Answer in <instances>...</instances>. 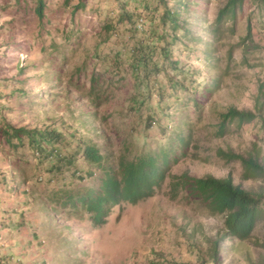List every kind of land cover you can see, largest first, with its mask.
Returning a JSON list of instances; mask_svg holds the SVG:
<instances>
[{"label": "rangeland", "instance_id": "rangeland-1", "mask_svg": "<svg viewBox=\"0 0 264 264\" xmlns=\"http://www.w3.org/2000/svg\"><path fill=\"white\" fill-rule=\"evenodd\" d=\"M43 1L39 15V0H0V264L260 262L264 247L255 242H264V221L249 239L223 238L224 216L183 197L172 199L169 183L172 174L188 171L196 177L232 174L247 189L264 186L262 178H244L240 160L217 155L222 148L248 156L257 144L264 165V128L257 121L231 122L224 135H216L221 113L231 106L253 110L260 86L264 91V7L245 0L237 19H226L224 31L215 33L227 0H195L183 14L184 29H160L166 38L155 43L175 45L167 57L155 52L161 72L145 88L142 74L133 75L128 33L115 29L124 28L115 0H86L80 9V0ZM135 6L132 0L128 9ZM105 23L115 27L108 30ZM148 26L143 19L138 37L147 39ZM174 61L200 84L198 105L189 91L169 88ZM159 87L168 88L165 100L172 102L162 131L145 126L146 106L141 116L129 108L141 90L158 110ZM205 87L210 92L204 95ZM19 127L60 132L56 144L63 157H36L26 135L20 140L4 134ZM181 134L189 139L186 154L178 151L155 196L116 206L101 224L84 205L69 203V195L95 188L102 174L84 159L85 145H96L106 163L117 166L122 154L167 147ZM63 158L72 165L61 163ZM216 238L222 241L214 263L210 248Z\"/></svg>", "mask_w": 264, "mask_h": 264}, {"label": "trees", "instance_id": "trees-1", "mask_svg": "<svg viewBox=\"0 0 264 264\" xmlns=\"http://www.w3.org/2000/svg\"><path fill=\"white\" fill-rule=\"evenodd\" d=\"M115 1L120 5L117 23H123L124 28L120 29L110 23H105V26L108 30L115 27L117 31H122L123 34L125 32L128 33L129 42L131 43L130 53L133 75L138 78L142 74L143 82L146 83L145 88H150L149 85L152 86V82L150 84L152 77L161 72V66L154 59L155 52L158 50L159 56L167 57L170 54L171 47L175 45L174 40H166L159 46L155 43L157 39H163L164 41L166 38L164 32H159L160 29L165 31L166 28H169L172 33L184 29L183 14L190 10L191 3L195 0H174V6L169 4V0H133L137 3L133 10L128 9V5L132 0ZM257 1L260 7H264V0ZM244 2L245 0H227L226 4L218 12L214 27L215 33L224 31L222 27L226 19H237V9ZM44 6V1L39 0L37 6L39 15L42 14ZM85 6L86 0H80L76 8L80 9ZM140 17L150 23L148 29L145 30L148 33V40L143 39L141 36L138 37L140 31L138 19ZM249 29L250 26L248 25ZM174 39H176L175 35ZM168 82L169 88L174 92L179 89L189 91L196 105L199 104L196 98L198 92H200V84L196 82V78L189 70L188 72L183 70L178 61L173 62V74L168 77ZM188 82H191V85ZM137 85L141 89L140 80ZM140 91L132 97L129 108L141 116L143 115L141 111L146 106L148 113L144 118L145 126L152 128L156 125L160 129L163 117H168L172 107V102L168 103L165 100L168 88L159 87L157 89L159 92L158 110L154 109L152 103L147 101L146 97L140 94ZM149 91L151 92L152 90ZM204 91L205 95L206 91L210 92V88L205 87ZM200 93L203 94V90ZM263 108L264 91L262 85L256 96L253 110L231 106L226 112L220 114V123L216 135H224L231 122H237L238 125H242L257 121L264 128ZM160 130L162 131V129ZM4 134L8 139L18 137L20 140L23 139V135H26L30 143L36 147L35 152L43 156L54 154L58 159L63 157L61 148L56 144V142L61 141L62 136L57 130L19 127L13 128L11 133L9 130H5ZM43 141L50 144L49 149L46 146L42 147ZM188 144L189 139H186L181 134L176 141L171 142L167 147L163 145L158 149L143 150L134 154L133 157L122 154L116 163L117 166L107 164L106 157L96 145L87 144L83 147L82 155L92 165V168L99 169L102 174L95 188L87 189L84 193L69 195V203L84 205L95 222L104 223L116 206L122 209L125 203L137 204L142 200L155 196L162 188L170 166L177 162L179 158L178 151L181 149V153L186 154V146ZM217 155L226 160H240L244 169V178H262L264 180V165L260 162L261 148L257 144L253 145L248 156L236 153L232 149L224 150L222 148H218ZM61 163L69 164L70 166L73 162L70 158H63ZM88 173L93 175L94 171H89ZM169 195L172 199L183 197L188 201L204 205L212 215H223L225 226L223 238L234 236L239 239H249L253 236L256 226L261 221H264V186L256 190L247 189L242 184L235 183L232 174H228L225 177H215L213 175L196 177L192 176L188 171H184L181 174H172L169 183ZM221 241L222 238H216L210 248V257L214 263H217L219 259L218 253ZM255 243L264 247V242L259 243V241H256ZM250 264H264V258L262 257L260 262L257 263L250 260Z\"/></svg>", "mask_w": 264, "mask_h": 264}, {"label": "clouds", "instance_id": "clouds-1", "mask_svg": "<svg viewBox=\"0 0 264 264\" xmlns=\"http://www.w3.org/2000/svg\"><path fill=\"white\" fill-rule=\"evenodd\" d=\"M37 153V152H36ZM37 157H42L43 155H41L40 153H37ZM52 157H54V154H50L49 156H48V158H52ZM94 174V173H93Z\"/></svg>", "mask_w": 264, "mask_h": 264}, {"label": "built area", "instance_id": "built-area-1", "mask_svg": "<svg viewBox=\"0 0 264 264\" xmlns=\"http://www.w3.org/2000/svg\"><path fill=\"white\" fill-rule=\"evenodd\" d=\"M142 22H143V19L141 18V19L138 21V27H139V28L142 27Z\"/></svg>", "mask_w": 264, "mask_h": 264}, {"label": "crops", "instance_id": "crops-1", "mask_svg": "<svg viewBox=\"0 0 264 264\" xmlns=\"http://www.w3.org/2000/svg\"><path fill=\"white\" fill-rule=\"evenodd\" d=\"M4 231H5V229H2V228L0 229V233H4Z\"/></svg>", "mask_w": 264, "mask_h": 264}]
</instances>
